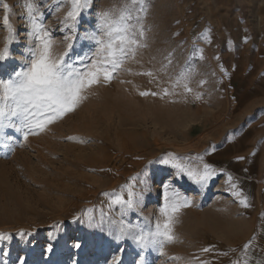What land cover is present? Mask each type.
Segmentation results:
<instances>
[{
	"label": "rangeland",
	"instance_id": "rangeland-1",
	"mask_svg": "<svg viewBox=\"0 0 264 264\" xmlns=\"http://www.w3.org/2000/svg\"><path fill=\"white\" fill-rule=\"evenodd\" d=\"M30 2L39 6L58 50L64 47L61 20L70 0H0V50L8 35L5 14L15 32L0 77L26 51ZM89 2L91 10L77 25L78 41L96 26L98 13L110 10L118 17L125 5L133 7L130 0ZM143 24L148 46L111 83L92 89L74 113L46 131L17 138L11 153L0 147V234L11 235L0 240V264H17L21 257L25 264H109L121 247L122 264H139L132 241L112 242L95 226L101 210L105 229L108 220L122 218L112 201L126 199L137 179L135 190H148L125 222L150 225L159 218L168 181L192 200L176 214L175 241L164 254L141 253L146 264H264L255 246L264 217V0H148ZM89 47L77 43L73 55ZM185 68L191 69L190 93L184 81L173 87ZM167 155L203 156L217 175L201 190L156 163ZM228 175L249 207L232 194ZM53 236V252L46 253ZM76 240L80 249L71 247Z\"/></svg>",
	"mask_w": 264,
	"mask_h": 264
},
{
	"label": "snow or ice",
	"instance_id": "snow-or-ice-1",
	"mask_svg": "<svg viewBox=\"0 0 264 264\" xmlns=\"http://www.w3.org/2000/svg\"><path fill=\"white\" fill-rule=\"evenodd\" d=\"M133 7L125 5L124 9L116 17L110 10L98 13L96 26L86 31L77 40V25L81 14L90 11L89 0H70V10L61 20L60 31L64 33L62 50H58L57 40L46 27L43 13L35 3L26 5V22L28 25V44L26 51L22 53L21 60L10 69L7 77H0V147L9 153L17 146V138L24 141L31 135H39L51 125L62 120L70 113H74L88 98V93L100 85L109 84L116 78L118 72L129 59H135L136 53L148 45L147 30L143 21L148 12V0H130ZM139 5V7H135ZM5 12H9V6L3 4ZM55 11H60L57 6ZM3 26L7 29L5 46L0 50V69L4 62L10 59L11 45L14 42V27L8 14L3 17ZM202 39L208 41L209 34L204 33ZM77 43H87L89 50L73 55V49ZM195 55V54H194ZM200 58H203L202 51ZM171 63V56L168 58ZM191 69L185 68L176 80L173 87H178L184 81L183 87L186 93L192 89L189 87L188 77ZM152 76V72L145 73ZM164 95L169 93L163 90ZM141 95H158V93L142 92ZM240 159H243L241 157ZM157 164L172 169V175L176 179L186 178L201 190L205 189L210 181L216 177L217 170L204 162L203 156L176 157L167 155L161 157ZM233 177L228 175L227 181L232 194L238 202L249 207L247 197H242V190L238 189ZM127 187V198L117 196L112 203L119 205L120 216L118 222L108 220L105 229L106 216L101 210V216L96 227L101 232H107L112 242L121 243L132 241L140 250L137 253L139 264H146V253L151 249L164 254L167 244L175 241L174 225L176 214L183 209L192 206L189 196L178 191L171 181L163 183V202L159 208V218L150 225L125 222V217L132 210H139L143 204L144 192L147 186L139 192L135 190V183ZM89 227H93L91 221ZM19 235H30L20 233ZM11 239V235L0 234V240ZM56 237L46 248V253L53 252V244ZM102 242H107L101 238ZM71 247L81 248L79 240L73 241ZM251 248V245L247 246ZM210 249L205 248L207 252ZM123 247L111 256L109 264H122ZM17 264H25L24 258H18ZM239 264V262H237Z\"/></svg>",
	"mask_w": 264,
	"mask_h": 264
},
{
	"label": "crops",
	"instance_id": "crops-1",
	"mask_svg": "<svg viewBox=\"0 0 264 264\" xmlns=\"http://www.w3.org/2000/svg\"><path fill=\"white\" fill-rule=\"evenodd\" d=\"M255 241H257V245H255L256 248H261L260 254L264 256V217L261 223L259 235Z\"/></svg>",
	"mask_w": 264,
	"mask_h": 264
},
{
	"label": "bare ground",
	"instance_id": "bare-ground-1",
	"mask_svg": "<svg viewBox=\"0 0 264 264\" xmlns=\"http://www.w3.org/2000/svg\"><path fill=\"white\" fill-rule=\"evenodd\" d=\"M124 103H125V102H124ZM127 103H128V102H127ZM126 107H128L127 104H126ZM126 107H125V108H126ZM144 122H145V121H144ZM145 124H146V123H145Z\"/></svg>",
	"mask_w": 264,
	"mask_h": 264
}]
</instances>
